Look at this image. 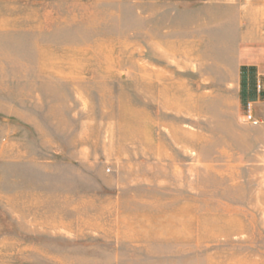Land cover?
<instances>
[{"label": "rangeland", "instance_id": "374dc122", "mask_svg": "<svg viewBox=\"0 0 264 264\" xmlns=\"http://www.w3.org/2000/svg\"><path fill=\"white\" fill-rule=\"evenodd\" d=\"M256 72L264 0H0V264H264Z\"/></svg>", "mask_w": 264, "mask_h": 264}, {"label": "crops", "instance_id": "0c3cea01", "mask_svg": "<svg viewBox=\"0 0 264 264\" xmlns=\"http://www.w3.org/2000/svg\"><path fill=\"white\" fill-rule=\"evenodd\" d=\"M260 84V89H257V84ZM245 103L251 102L253 106V114L260 121L258 126H253L254 131L260 134L256 144L264 147V74L256 72L253 76L251 88L246 89ZM244 103V104H245ZM263 158L258 156V161Z\"/></svg>", "mask_w": 264, "mask_h": 264}, {"label": "built area", "instance_id": "2783aa9c", "mask_svg": "<svg viewBox=\"0 0 264 264\" xmlns=\"http://www.w3.org/2000/svg\"><path fill=\"white\" fill-rule=\"evenodd\" d=\"M257 89H260V84L258 83ZM244 122L250 124L251 126H258L260 124V121L255 118L253 114V106L251 102H247L244 104Z\"/></svg>", "mask_w": 264, "mask_h": 264}]
</instances>
